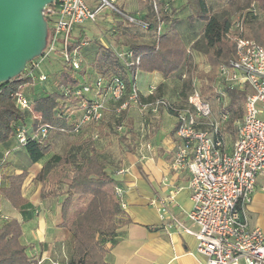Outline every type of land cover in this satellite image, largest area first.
I'll list each match as a JSON object with an SVG mask.
<instances>
[{"label":"crops","instance_id":"crops-1","mask_svg":"<svg viewBox=\"0 0 264 264\" xmlns=\"http://www.w3.org/2000/svg\"><path fill=\"white\" fill-rule=\"evenodd\" d=\"M113 1L119 3L118 8L124 14L136 19H143L150 9L148 0H122V2L110 0L109 2L113 3ZM157 1L169 10H175L173 16L178 20L175 29L189 53L188 61L182 70L168 78H163L157 72H135L132 76L129 75V81L136 88L139 105H147L155 98H161L176 106H183L182 103L185 105L189 96H186V100L182 96L187 71L190 68L193 70L197 68L202 69L205 74L210 72L205 58L190 51L193 42L201 36L205 23L196 19L198 13L195 11L194 4L188 3L187 0ZM204 1L211 12L222 9L229 2H235V4L243 2V0ZM189 18L193 19L189 21ZM159 30L162 35L168 31V27L162 25ZM92 32L85 26H76L71 33L72 47L78 48L83 68L86 70L90 68L91 81L98 76L92 69L98 48L110 49L115 53H119L123 48L121 43L117 42L118 40L114 39L113 42L106 43ZM85 38L89 42L80 47L82 42L79 39ZM129 39L131 43L127 45L128 48L133 44H145L139 39L137 43H134L132 36ZM196 80L193 75L191 83L196 84L198 82ZM213 80L216 83V75ZM152 89L154 91L150 95L149 92ZM64 115V123L72 129L79 120L80 113L69 105ZM24 119L30 131L33 116L28 112ZM117 130L118 136L113 130V155L99 149L94 142L96 148L102 152L101 161L104 170L122 190L124 205L122 213L115 219L118 230L113 239L114 243L105 245L107 250L104 255L105 264H204L205 258L196 252V238L176 229L172 222V218H175L186 229L192 232L197 231V227L187 219V214L192 208L190 192L187 188L189 174L186 170H175L174 167V154L179 145L175 135L174 115L163 109L151 112L148 108L142 110L138 105H131L124 113V121ZM82 132L85 135L83 140L96 137V130L92 128L85 127L79 133ZM60 141L56 138L46 142L45 144L51 148L50 153L35 163L29 161L25 147H19L13 138L0 145V189L9 186L11 177L23 173L26 175L21 187V195L26 204L19 210H15L0 196V216L20 223L22 230L20 243L26 247V254L33 264H68L72 253L70 233L66 228L61 227L63 223L61 204L64 196L60 193H63L66 186L58 181H46L41 184L36 180L44 165L53 156L61 155L60 151L56 152L57 148L63 149L62 146H56ZM118 146L121 148L120 151H117ZM146 146L149 150L145 149ZM70 149L67 144L65 150ZM119 171L123 173L117 175ZM263 184L264 180L259 178L251 202L244 209L251 228L264 229L262 215L264 192L260 189ZM43 187L50 191L56 190V193L41 199ZM58 188L61 189L58 191ZM178 189L179 192L175 195L173 202L168 203L169 194ZM163 208L166 210L165 213L161 211ZM69 214L66 219L68 225L71 221ZM66 247H70V252L69 258L64 260L62 252Z\"/></svg>","mask_w":264,"mask_h":264},{"label":"built area","instance_id":"built-area-1","mask_svg":"<svg viewBox=\"0 0 264 264\" xmlns=\"http://www.w3.org/2000/svg\"><path fill=\"white\" fill-rule=\"evenodd\" d=\"M106 7L129 24L147 28L144 22L117 10L106 0L95 9L90 8L85 0H53L43 12L48 34L46 47L40 57L26 66L22 78L44 83L47 77L42 74L41 66L49 60H59L63 68L80 71L82 60L78 48L72 47L71 33L76 26L94 23ZM152 9L156 12L154 3ZM231 34L234 55L217 68L214 92L219 105L225 104L226 89L245 92L243 114L235 124L232 140L222 133L230 119L226 110L228 104L218 111V121H213L215 112L203 100L194 82L190 84L192 91L183 107L161 98L139 105L134 84L127 92L125 83L113 75H98L83 87L60 89L64 98L77 101L76 111L80 116L71 130L41 125L33 132L24 125H17L12 133L13 139L19 147H24L29 140L45 141L51 132L78 134L86 126L99 124L109 112L110 104H115V116H120L131 105H138L142 110L148 108L151 112L172 110L176 120L175 135L179 141L174 167L189 174L187 188L192 208L187 219L197 231L186 229L175 218H172L173 226L196 238V252L205 258L204 264H264V229L251 228L244 214L258 179L264 180V47L244 36L242 20L234 22ZM85 44L80 43V47ZM116 56L126 67H135L139 63V58L132 59L131 51ZM153 91L149 94L152 95ZM11 98L16 108L29 110L30 101L23 92L12 94ZM145 149L149 150V147ZM122 173L119 171L117 175ZM260 189L264 192V184ZM178 192L179 189L171 192L167 202L172 203ZM114 194L123 209L122 190L116 187ZM161 211L166 212L165 208ZM262 215L264 217V211ZM6 220L0 216L1 222Z\"/></svg>","mask_w":264,"mask_h":264},{"label":"trees","instance_id":"trees-1","mask_svg":"<svg viewBox=\"0 0 264 264\" xmlns=\"http://www.w3.org/2000/svg\"><path fill=\"white\" fill-rule=\"evenodd\" d=\"M151 1L156 6V12L150 8L140 21L147 25L145 31L154 35L155 40L150 44H133L129 47V51L133 54L132 59L139 58L138 65L126 67L123 62L118 60L117 53L103 47L98 48L94 60L92 69L96 74L102 77L111 75L119 77L125 83L127 92H130L132 86L129 75L132 76L135 72H157L163 78H168L182 70L188 61L189 53L175 29L178 22L173 16L175 10H169L157 0ZM187 1L194 4L195 11L198 13L196 19L205 23L201 36L193 42L190 51L202 55L211 72H216L220 65L226 64L234 55L235 48L231 39V29L237 20L243 22L244 36L264 47V0H243L238 4L229 2L225 7L215 12L207 9L204 0ZM239 4L243 5L240 7ZM162 25L167 26L168 31L160 35L157 30ZM50 61L57 60L46 61L44 65ZM58 62L60 63V61ZM60 65L62 69L52 82L53 90L47 92L40 90L32 98L28 111L16 108L11 95L22 92L23 87L34 85L38 83L37 81L23 79L21 75L8 83L0 84V145L13 138L12 133L15 126L24 125L26 127L24 118L28 112L33 116L31 129L33 132L41 125L71 129L64 123V111L69 105L76 108L77 101L64 98L60 89L66 86L78 88L90 84L91 72L81 71L82 69L72 71L63 68L61 63ZM191 77V72L187 73L183 83L182 96L184 100H186V92L191 88ZM208 79L212 81V78ZM226 93L229 99L226 110L236 114V109L239 110L240 104L244 103L245 92L226 89ZM213 95L215 96V94ZM109 108L107 115L116 120L115 126L118 129L124 121V113L127 110L123 111L120 116H115L113 112L115 104H110ZM167 112L174 115L172 110H167ZM107 115L105 114L99 124L86 127L97 131ZM241 117L239 113L236 119L240 120ZM24 147L29 155V161L32 163L43 159L51 151L50 146L46 145L44 141L29 140ZM101 159V152L96 148L95 143L92 140H85L80 146L73 147L65 154L53 156L36 177L38 182L44 184L47 178L59 168L65 167L69 170L70 178L63 193H60L64 196L61 204L63 220L61 227L66 228L70 233L72 253L68 264H105L104 255L107 251L105 245L114 243L113 239L117 234L118 226L115 219L122 213L118 199L114 194V189L118 185L104 170ZM25 178V173L11 177L9 186L0 189V196L15 210H19L26 204L21 195V187ZM60 189L58 188V191ZM55 193L56 190L50 191L43 187L40 198L45 199ZM80 197L89 198V203L86 209L68 225L66 219L69 211L75 198ZM21 236V225L17 220L2 221L0 226V264H33L26 254V247L20 243Z\"/></svg>","mask_w":264,"mask_h":264},{"label":"rangeland","instance_id":"rangeland-1","mask_svg":"<svg viewBox=\"0 0 264 264\" xmlns=\"http://www.w3.org/2000/svg\"><path fill=\"white\" fill-rule=\"evenodd\" d=\"M101 1L102 0H85L87 5H89L93 9L99 7V5H101ZM106 1L109 2L110 0H106ZM148 3H149V7L152 8V1L148 0ZM112 4L114 8L121 11L120 8H118L119 3L113 1ZM242 5L239 4L240 7ZM95 19L96 20L94 23L86 22L82 24L81 26L83 27L85 26V28L92 30L93 31L92 33H94L95 36L101 37L102 40H104L106 43L113 42L114 39L118 40L117 42H120L121 46H123V48L119 51V53H124L126 51H129V48L127 45L131 43V39H129L131 38V36L133 38L132 40H134V43H137L136 42L137 39H139L141 43H145V44L152 43L155 40L154 35L145 31V29H142L136 25L129 24L122 18H119V16L116 15L113 11H111L108 7L103 8L100 12V15ZM138 20H141V19H138ZM79 40L80 42H84V43L89 42V40L86 38L82 40L79 39ZM61 69H62L61 65L57 61H50L48 62V64L41 66V72L42 74L47 76V79H48L47 82L45 81L42 84L35 83L34 85H31V86L27 85L23 87L22 89L23 94L27 96L29 100H32V98L35 97L36 93L40 92V90L44 92L52 91L53 90L52 82L57 77V75L60 73ZM81 71L90 72V68L86 70L83 68V65H82ZM189 72H191L192 76L194 75V77L197 79L196 81L198 82L195 85H196V88L201 92L203 100L208 102L212 110L215 112L213 114L212 120L218 121V117H219L218 111L219 112L222 111L223 106L225 104H228L229 99L227 97V99L225 100V104L223 103V105H219L217 102L216 95L215 96L213 95L215 94L214 87L216 86V83L214 82L213 79H214V76L216 75V72L213 73L210 71L209 73L205 74L203 73L202 69H197V68L194 70L190 68L189 71H187V73ZM208 78H212V81H209ZM190 87L191 88H189V90L186 92V96L190 95V92L192 91V86ZM182 105H184V103H182ZM239 113L242 116L243 104H240L239 110L236 109V114L230 113L229 122L226 125H224L222 133L226 136L228 140L229 139L232 140L235 136V128H236L235 124L236 122H238L236 118L239 115ZM115 124H116V120L112 116L107 115L105 117V121L103 122V124L95 132L97 134L95 139L86 138L85 140H89V141L92 140L93 143L94 142L96 143V146H99L98 147L99 149L107 151V153H111L113 155V144H112L113 143V130L117 136L119 135V132L116 129ZM84 136H85L84 132H82L81 134L79 133L78 135H75V136L51 132L49 137L44 142L45 143L51 142L52 139H56V138L60 139L61 140L60 143H58V145L56 146L58 147L62 146L63 149L59 150V148H57L56 152L60 151L61 155H63L68 152L65 150L67 144L69 145L71 149L73 147L75 148L77 146H80V144L83 141H85L83 140ZM117 149H118L117 151H120L121 148L118 146ZM61 150H63V152ZM69 178H70V173H69L68 168L63 167V168H59L58 170H56L52 175H50L47 178L46 181H49V182L58 181L60 184L66 185L68 183ZM88 200L90 199L84 198V197H80L74 200V206L72 207L71 214H69L70 220H71L70 223L73 222L75 218L86 209L89 203ZM69 252H70V247L68 248L66 247V249L63 250L62 258L64 260H66V258L67 259L69 258Z\"/></svg>","mask_w":264,"mask_h":264},{"label":"water","instance_id":"water-1","mask_svg":"<svg viewBox=\"0 0 264 264\" xmlns=\"http://www.w3.org/2000/svg\"><path fill=\"white\" fill-rule=\"evenodd\" d=\"M53 0H0V84L21 76L47 42L43 12Z\"/></svg>","mask_w":264,"mask_h":264}]
</instances>
